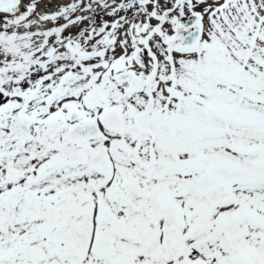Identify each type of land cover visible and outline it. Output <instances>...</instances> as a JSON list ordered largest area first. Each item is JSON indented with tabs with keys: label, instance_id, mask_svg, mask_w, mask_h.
I'll return each mask as SVG.
<instances>
[{
	"label": "snow or ice",
	"instance_id": "obj_1",
	"mask_svg": "<svg viewBox=\"0 0 264 264\" xmlns=\"http://www.w3.org/2000/svg\"><path fill=\"white\" fill-rule=\"evenodd\" d=\"M0 264H264V0H0Z\"/></svg>",
	"mask_w": 264,
	"mask_h": 264
},
{
	"label": "rangeland",
	"instance_id": "obj_2",
	"mask_svg": "<svg viewBox=\"0 0 264 264\" xmlns=\"http://www.w3.org/2000/svg\"><path fill=\"white\" fill-rule=\"evenodd\" d=\"M65 3H67L68 1L64 0Z\"/></svg>",
	"mask_w": 264,
	"mask_h": 264
},
{
	"label": "bare ground",
	"instance_id": "obj_3",
	"mask_svg": "<svg viewBox=\"0 0 264 264\" xmlns=\"http://www.w3.org/2000/svg\"><path fill=\"white\" fill-rule=\"evenodd\" d=\"M66 1H68V2H69V0H66Z\"/></svg>",
	"mask_w": 264,
	"mask_h": 264
}]
</instances>
